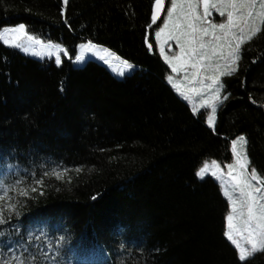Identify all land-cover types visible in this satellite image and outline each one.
<instances>
[{
  "label": "trees",
  "instance_id": "1",
  "mask_svg": "<svg viewBox=\"0 0 264 264\" xmlns=\"http://www.w3.org/2000/svg\"><path fill=\"white\" fill-rule=\"evenodd\" d=\"M153 3L0 0V30L21 23L72 58L56 66L0 40V261L241 264L225 237L228 201L196 172L233 160L243 133L264 174V25L224 77L213 130L165 80ZM86 41L136 68L118 78L93 58L77 65ZM243 264H264V251Z\"/></svg>",
  "mask_w": 264,
  "mask_h": 264
},
{
  "label": "snow or ice",
  "instance_id": "2",
  "mask_svg": "<svg viewBox=\"0 0 264 264\" xmlns=\"http://www.w3.org/2000/svg\"><path fill=\"white\" fill-rule=\"evenodd\" d=\"M67 4V0H64ZM165 0H154L153 10L151 14V22L155 24L160 18V14L164 12ZM199 5L203 6L202 12H198ZM186 6V11H185ZM177 7L180 8V15L176 16ZM258 8V10H257ZM213 10L216 16L221 18L220 23H214L210 17L213 16ZM175 17V19H174ZM181 18L184 23L182 24ZM172 24V31H170L164 44H169L170 41L174 42L179 48L180 54L173 55L172 60L179 61L181 68L184 65L191 63L192 69L196 70L191 73L193 79L196 78L197 72L200 68L213 69V59L219 57L225 61V67L229 64L235 65L240 59V50L242 44H245L258 33L261 32V25H264V0H170V7L166 13V20L163 28L156 32V38L159 43L160 37L165 33V30L169 28V24ZM13 34L11 45L22 49L26 54L29 53V48L23 46L21 43H17V34L23 36L25 33V26L23 24L18 27L5 29L0 31V40H3L5 44H9V40L6 38L8 34ZM205 37L209 39L205 40ZM27 41H31L39 44V40H34L30 35L26 36ZM147 43V39H146ZM48 51L46 56L48 58L54 57V63L56 66L62 64L61 54L64 57H69L68 51L60 45H47ZM96 46L89 44L81 45V54H77L74 57L73 62H83L85 57L83 51L87 50L92 52ZM147 47L151 51L152 45L147 43ZM227 47L229 51L225 55L223 49ZM159 51L164 56L166 62L171 64L168 56H165V49L161 45ZM169 51H173L172 45L169 44ZM34 55H40L39 53H32ZM98 58L105 64L111 66V62L106 57H111L112 60H119L120 58L115 56L108 49H103V55L97 53ZM41 58H44L43 55ZM204 61L208 63L205 64ZM221 65L215 64V68L219 69ZM134 65L128 61H123L122 66L113 68L114 71H118V74L123 76L126 71L132 70ZM180 69L176 66H172V72H178ZM236 71L235 67H232L230 71L222 73V75H231ZM169 82H172L170 76ZM185 79H188V75H185ZM212 81L211 84L204 85V81L201 79L199 83L203 87L213 88L215 86V92L218 96L220 89L223 85L220 83L219 77H209ZM173 87L179 88V85L173 84ZM183 95V93H182ZM185 99H189L187 95ZM223 99H227L224 96ZM222 102V101H219ZM207 107L208 105H201ZM197 111L193 108V113ZM217 107L215 104L211 106V114L207 116V124L210 128L215 130V113ZM247 141L244 136H239L232 141V152L236 157V165L239 166V176L242 179L239 182L232 185V191H229L223 184L221 185L223 194L228 198L232 205L231 213L227 216V230L225 237L230 241L237 251L238 260L243 264L254 253L264 251V179H262L257 173L256 169L248 171V158L246 152L238 151L237 146L243 149ZM233 165H228L229 169H232ZM218 169L219 165L215 161L209 164L204 162L203 166L196 172V176L199 179H204L205 175L210 172L211 169ZM211 175L220 179L215 171H211ZM231 176V172H229ZM57 178L59 174H57ZM233 177V180H236ZM42 181H38L41 183ZM35 191V189H33ZM239 196L234 198L233 193L237 192ZM2 199V197H0ZM238 221V222H237ZM0 222H3L0 220ZM247 233L246 236L243 234ZM239 237V238H237ZM241 240L244 243H241ZM16 264H30L20 259V257H13ZM0 264H9L8 261H0Z\"/></svg>",
  "mask_w": 264,
  "mask_h": 264
},
{
  "label": "rangeland",
  "instance_id": "3",
  "mask_svg": "<svg viewBox=\"0 0 264 264\" xmlns=\"http://www.w3.org/2000/svg\"><path fill=\"white\" fill-rule=\"evenodd\" d=\"M178 3H179V0H178ZM169 7H170V0H165V10H164L163 17L161 18V21L157 24V27L153 31V39L155 40L156 49L159 52V55L161 56L162 60L169 67V72L166 74L165 80L170 85V87L175 91V93L177 95H179V97L181 99H183L187 104H189L192 108H196L198 111H200L202 109H206L207 110V112L205 113L206 123H207V116L211 114V106L213 104H215L216 107H217V111L215 113V117H216L215 118V124H216V119H217L219 107H220V104L222 103V102H219V101H223V97L225 96L223 80H224V77L227 76V75H222V73L230 71V69L232 67L236 68L237 64H238V61H237V63L235 65L229 64L228 67H225L224 66L225 65V61L220 59L219 57H216L212 61L213 66H214L213 69L200 68L198 70V72H197L196 78L193 79L192 76H191V73L193 71H196V70L192 69L191 63H189L187 65H184V67L181 68V63L179 61L171 59L173 55H179L180 54V50L175 45V43L172 42V41L169 42V44H171L172 48H173V51H171V52L169 51V44H164L163 43V41L165 40L167 34L170 31H172V24L171 23L169 24V28L165 30V33L161 35L159 43L157 41L156 32L159 31L161 28H163L165 20H166V13H167V10L169 9ZM186 10L187 9H186V6H185V11ZM202 10H203V6L199 5L198 8H197V11L198 12H202ZM257 10H258V8H257ZM175 15L176 16L180 15V8L179 7H177V11H176ZM174 19H175V17H174ZM210 19L214 23L222 22L221 18L219 16L215 15L214 10H213V16L210 17ZM180 22L182 24L184 23L182 18H181ZM19 25H21V23L15 24V25L10 26V27H5V28L1 29L0 31H3L5 29L15 28V27H18ZM261 28H262V25H261ZM17 36H18L17 43H21L23 46L28 47L29 48V53L28 54L31 55V56L37 57V58H41L42 55H43V57L46 56V52L48 51V49L46 47L47 45H50V44L51 45H60V44L54 43V42H43V41H41L39 39H36L34 37H33L34 40H39L40 41L39 44L31 42V41H27V39H26V36H28L27 33H26V35H23V36L17 34ZM6 38L10 42L8 45H11V40L13 39V34L9 33ZM207 39H209V37H205V40H207ZM89 42L90 41L79 43L77 45V48H76V55L77 54H81L82 50H81L80 46L81 45H87V44H89ZM90 43H91V45L96 46L95 49L92 52H88L87 50H84L83 51V55L85 57V60L83 62H78V63L75 62L77 65H83L88 60V58H93V59L102 61L101 59L98 58L97 53H99L100 55H103V49H108V48L105 47V46L96 44V43H92V42H90ZM245 44H242V46L245 45ZM161 45L164 47L165 56L169 57V60L171 61V64L169 62H166L164 56L161 55V53L159 51V47ZM242 46H241V48H242ZM108 50H110V49H108ZM223 51H224L225 55H227V52L229 51V49L227 47H225L223 49ZM110 52L113 53L115 56L119 57L120 59L119 60H112L111 57L109 56V57H106V59L110 60L111 66L108 65V64H105V63L104 64L111 71V73L113 75H115L116 77L122 78L126 74L131 73L136 68V66H134V68L132 70L126 71L125 75H123V76L119 75L118 71H114L113 68H118V67L122 66V62L125 61V60L123 58H121L119 55H117L116 53H114V51L110 50ZM32 53H39L40 55H34ZM239 55H240V53H239ZM62 57H63V54H61V59H62ZM204 63L207 64L208 62L204 61ZM216 63H219L221 65V67L219 69L215 68V64ZM172 66H176L180 70L178 72L174 73V72H172ZM186 74L188 75V79H185V75ZM170 76L172 77V82L171 83L169 82V79H168ZM209 77H219L220 83L223 85L222 89H220V92H219L218 96H217V94L215 92V86H213V88H207V87L201 86V84L199 83V81L202 79L204 81V85L205 86L208 85V84H211L212 81L209 79ZM173 84L179 85V88L177 89V88L173 87ZM182 93H183V95H182ZM185 95H187L189 97V99H185L184 98ZM204 104H206L208 106L207 107H202L201 105H204ZM239 136H244L245 137V134H243V133L239 134L237 137H239ZM245 139H246V137H245ZM237 150L246 152V155H247L246 145L244 146L243 149H240V146L238 145L237 146ZM206 161L209 164H211L212 161H215L217 163V165H219L218 169H215V168L211 169L210 172L205 175V177H207V176L213 177L217 181V183L219 184L222 193H223V190H222V187H221L222 184L225 187H227V189L229 191H232V185L234 183L239 182V180L242 179V177L239 176L240 169H239V166L236 165V157L235 156H234L233 160L227 161V162H220V161H218L217 159H214V158L213 159H206V160L203 161V163L200 165L199 168H201L203 166L204 162H206ZM228 165H233L234 167L232 169H229ZM253 168L256 169L254 166H249V164H248L249 173L251 172V169H253ZM211 171H215L217 176L220 177V179L218 180L216 177L211 175ZM256 171L259 174V176L262 179H264V174L259 172L257 169H256ZM229 172H231V176L229 175ZM233 177H236L237 179L233 180ZM233 195H234V198L238 197L239 196L238 191L233 193ZM224 197L227 199L228 204H229V210H228V212L226 214V218H227V216L231 213L232 205L230 204L228 198L225 195H224ZM226 230H227V219L225 221V232H226ZM243 235L246 236L247 233H244ZM237 238H239V237H237ZM241 243H244V241L241 240Z\"/></svg>",
  "mask_w": 264,
  "mask_h": 264
},
{
  "label": "water",
  "instance_id": "4",
  "mask_svg": "<svg viewBox=\"0 0 264 264\" xmlns=\"http://www.w3.org/2000/svg\"><path fill=\"white\" fill-rule=\"evenodd\" d=\"M153 10V7H152ZM164 10H165V3H164ZM164 12L160 14V18L157 20L156 24H158L161 21V18L163 17Z\"/></svg>",
  "mask_w": 264,
  "mask_h": 264
}]
</instances>
